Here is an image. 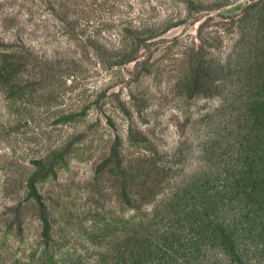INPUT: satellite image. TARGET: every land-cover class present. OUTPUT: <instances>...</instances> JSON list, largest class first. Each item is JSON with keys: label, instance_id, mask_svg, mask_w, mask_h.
I'll use <instances>...</instances> for the list:
<instances>
[{"label": "rangeland", "instance_id": "rangeland-1", "mask_svg": "<svg viewBox=\"0 0 264 264\" xmlns=\"http://www.w3.org/2000/svg\"><path fill=\"white\" fill-rule=\"evenodd\" d=\"M113 153L146 165L128 195ZM45 249L264 264V0H117L73 35L46 0H0V264Z\"/></svg>", "mask_w": 264, "mask_h": 264}, {"label": "trees", "instance_id": "trees-1", "mask_svg": "<svg viewBox=\"0 0 264 264\" xmlns=\"http://www.w3.org/2000/svg\"><path fill=\"white\" fill-rule=\"evenodd\" d=\"M46 2H48V4L51 6V8L54 9L57 18L60 19L61 22L64 24L65 30L68 33L73 35L74 32L76 31V28L78 27L79 17L81 18V16H83L84 14L90 15L91 13H94L95 10H99L101 8H104V7H109V6L114 7L117 0H46ZM79 7H81L80 13L78 11ZM96 8H99V9H96ZM103 26H108V24H103ZM131 32H132L131 29L127 25H123L122 29H121V34H122L121 37H123V39H126V41L129 40L128 42L130 43V45L133 48L132 52L136 53L138 50L137 47L140 43H142V40L138 36L132 38V40L127 39L128 35ZM121 48L123 49V44H122ZM12 57L14 58V56H11L10 60H13ZM15 65L16 64H14V66ZM6 66H8V65L5 64V68H3L2 71H6V72L8 71L9 73H11L13 68L11 69L10 67H6ZM201 66L202 65H200V63H195L194 66L192 65V69H191V75L192 76L191 77L194 79L193 86H191L192 89H195L196 87H198V83L196 82V80L201 77ZM14 74H16V73H14ZM113 160L115 161L114 165H116L115 166L116 171L119 172V176L121 178V181H123V183L121 185V189L124 192H126V190L128 191L127 185L130 184V182H131L130 180L136 176H139L140 172H143V169L146 165H144V167L137 165V166H135V169H133L131 167H126L128 170H126V168H124V171H123V169L121 167L122 166L121 162L118 161V155L115 153H113V155L110 157V159L107 158V160L105 161V164H107L109 166V165H111ZM144 164H146V163H144ZM121 169H122V171H121ZM133 173H136V174H133ZM32 189L34 190L35 194H37L38 198L40 199V196L38 195L36 187H34V185H32ZM129 192H130V188H129ZM129 192H126V195H128ZM42 221L45 224L44 234L46 235L48 233L47 231L51 229V225H50L48 219L45 218L44 216H43ZM110 251L111 250L109 249L106 251V253H110ZM44 254L47 256V263L48 264H74V263H70L65 257H63L62 259H60V258L55 259L54 255L50 254L49 249H45Z\"/></svg>", "mask_w": 264, "mask_h": 264}]
</instances>
